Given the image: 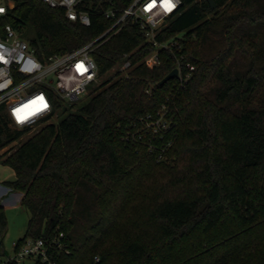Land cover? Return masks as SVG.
<instances>
[{"label": "trees", "instance_id": "16d2710c", "mask_svg": "<svg viewBox=\"0 0 264 264\" xmlns=\"http://www.w3.org/2000/svg\"><path fill=\"white\" fill-rule=\"evenodd\" d=\"M13 1L0 35L10 24L40 61L93 42L97 76L129 62L31 134L0 107V162L14 171L2 184L29 214L18 244L62 232L58 264H264V0H181L157 35L179 39L170 49L131 20L105 34V11L133 0H84L89 25ZM177 60L191 78L159 84ZM159 111L168 128L154 135L142 118ZM6 225L0 204V238Z\"/></svg>", "mask_w": 264, "mask_h": 264}, {"label": "built area", "instance_id": "2783aa9c", "mask_svg": "<svg viewBox=\"0 0 264 264\" xmlns=\"http://www.w3.org/2000/svg\"><path fill=\"white\" fill-rule=\"evenodd\" d=\"M13 0H0V17L12 7ZM49 7L60 8L65 16L83 25L90 24V13L82 8L84 0H38ZM174 5L171 11L163 6V0H133L117 15L109 9L104 15L116 18L114 24L105 32L119 30L128 20L138 23L145 39L156 48L170 49L178 44L179 39L159 41V34L164 19L178 10L182 1L171 0ZM181 38V37H180ZM93 42L64 53L54 54L48 60L40 61L32 52L29 43L22 39L10 25L2 26L0 35V107L7 112L13 125L30 130L40 125L43 118L50 120L55 116V109L60 101L78 100L88 93V86L96 81L97 66L92 58ZM149 65L159 63L158 51L155 50L144 59ZM78 65L83 68L78 70ZM120 70L126 71L129 62L119 63ZM177 74L174 76L183 84L187 82L194 70V65L177 60ZM59 108V107H58ZM146 131L156 135L168 128L164 113L146 114L142 118ZM172 144V140L167 146ZM60 232L58 237L61 238ZM59 238H27L22 243L13 242L12 250L4 252L0 238V264H58L49 256L53 248H62ZM98 260V257H96ZM31 261V263H28Z\"/></svg>", "mask_w": 264, "mask_h": 264}, {"label": "rangeland", "instance_id": "374dc122", "mask_svg": "<svg viewBox=\"0 0 264 264\" xmlns=\"http://www.w3.org/2000/svg\"><path fill=\"white\" fill-rule=\"evenodd\" d=\"M14 5V1H12ZM12 5V7H13ZM120 71V65L117 64L115 67H113L111 70L107 71L105 74L101 76H97L96 81L88 86V92H90L93 89V86L105 81L107 78H109L113 72ZM88 93L82 95L78 102L82 101ZM65 103H69V101H66ZM63 115L62 108H59L53 119L52 122H56L58 118H60ZM40 126L38 125L35 127V129L30 130L28 134L33 133L36 131ZM27 137V135L22 137V141ZM149 146L151 144H148ZM168 147V146H167ZM161 160V157L159 158ZM13 176V169L0 162V183L2 184L5 180H11L14 178ZM11 191V190H10ZM16 191H11L8 195H5L3 198H0V204H2V201H9L8 204L4 205V211L6 215L7 225H6V231L3 235L2 239V250L4 252H10L12 250L13 242L17 241L19 238L23 237L26 232L27 222L29 214L26 210V208L22 205L20 199H16L15 197ZM28 263H31V261H28Z\"/></svg>", "mask_w": 264, "mask_h": 264}, {"label": "crops", "instance_id": "0c3cea01", "mask_svg": "<svg viewBox=\"0 0 264 264\" xmlns=\"http://www.w3.org/2000/svg\"><path fill=\"white\" fill-rule=\"evenodd\" d=\"M13 176H14V171H13ZM9 193H11L9 188H7L6 186H4L3 184L0 183V198H3L5 195H8ZM15 197H16V199H20L21 198V193L20 192H15ZM8 202L9 201H7V200L6 201H2L3 206L8 204Z\"/></svg>", "mask_w": 264, "mask_h": 264}, {"label": "water", "instance_id": "95a60500", "mask_svg": "<svg viewBox=\"0 0 264 264\" xmlns=\"http://www.w3.org/2000/svg\"><path fill=\"white\" fill-rule=\"evenodd\" d=\"M209 2H210V5H211V8H215L216 3L213 0H209ZM176 74H177V69L176 68H173L166 76H164L160 80L159 84H163L166 81L172 79Z\"/></svg>", "mask_w": 264, "mask_h": 264}, {"label": "snow or ice", "instance_id": "6c2138e0", "mask_svg": "<svg viewBox=\"0 0 264 264\" xmlns=\"http://www.w3.org/2000/svg\"><path fill=\"white\" fill-rule=\"evenodd\" d=\"M163 6L165 7L166 10L171 11L173 8V4L171 3V0H163ZM3 9H0V12H2ZM2 59V57H0ZM83 65H78V70L82 69Z\"/></svg>", "mask_w": 264, "mask_h": 264}]
</instances>
